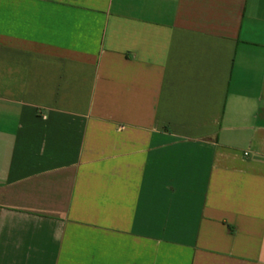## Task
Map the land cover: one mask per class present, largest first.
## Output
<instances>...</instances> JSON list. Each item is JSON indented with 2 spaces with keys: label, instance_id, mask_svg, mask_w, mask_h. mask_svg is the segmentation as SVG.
<instances>
[{
  "label": "crops",
  "instance_id": "crops-1",
  "mask_svg": "<svg viewBox=\"0 0 264 264\" xmlns=\"http://www.w3.org/2000/svg\"><path fill=\"white\" fill-rule=\"evenodd\" d=\"M0 264H264V0H0Z\"/></svg>",
  "mask_w": 264,
  "mask_h": 264
}]
</instances>
